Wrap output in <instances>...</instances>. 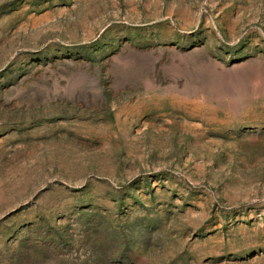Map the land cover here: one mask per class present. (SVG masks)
<instances>
[{
    "label": "rangeland",
    "instance_id": "374dc122",
    "mask_svg": "<svg viewBox=\"0 0 264 264\" xmlns=\"http://www.w3.org/2000/svg\"><path fill=\"white\" fill-rule=\"evenodd\" d=\"M0 264H264V0H0Z\"/></svg>",
    "mask_w": 264,
    "mask_h": 264
}]
</instances>
